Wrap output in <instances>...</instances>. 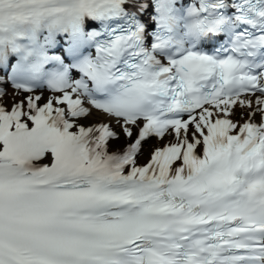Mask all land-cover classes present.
Returning <instances> with one entry per match:
<instances>
[{
	"label": "snow or ice",
	"instance_id": "1",
	"mask_svg": "<svg viewBox=\"0 0 264 264\" xmlns=\"http://www.w3.org/2000/svg\"><path fill=\"white\" fill-rule=\"evenodd\" d=\"M0 264H264V0H0Z\"/></svg>",
	"mask_w": 264,
	"mask_h": 264
},
{
	"label": "bare ground",
	"instance_id": "2",
	"mask_svg": "<svg viewBox=\"0 0 264 264\" xmlns=\"http://www.w3.org/2000/svg\"><path fill=\"white\" fill-rule=\"evenodd\" d=\"M46 95H47V94H46ZM145 161H146V155L140 157L139 162H140L141 164L144 163Z\"/></svg>",
	"mask_w": 264,
	"mask_h": 264
}]
</instances>
